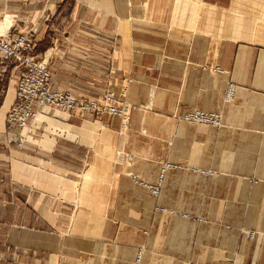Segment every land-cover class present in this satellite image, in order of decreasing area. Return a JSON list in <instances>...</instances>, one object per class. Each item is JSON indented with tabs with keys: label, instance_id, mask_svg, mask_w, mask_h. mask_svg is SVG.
<instances>
[{
	"label": "crops",
	"instance_id": "1",
	"mask_svg": "<svg viewBox=\"0 0 264 264\" xmlns=\"http://www.w3.org/2000/svg\"><path fill=\"white\" fill-rule=\"evenodd\" d=\"M25 32L54 88L111 90L131 115L35 107L29 129L10 127L9 88L0 264H137L140 249L139 264H264L262 237L229 228L264 200V0H0V37ZM194 109L222 126L180 118ZM165 161L184 165L156 198L133 176L155 182Z\"/></svg>",
	"mask_w": 264,
	"mask_h": 264
},
{
	"label": "built area",
	"instance_id": "2",
	"mask_svg": "<svg viewBox=\"0 0 264 264\" xmlns=\"http://www.w3.org/2000/svg\"><path fill=\"white\" fill-rule=\"evenodd\" d=\"M37 43L29 33L7 34L0 37V82H4L8 70L11 68L18 73L16 95L13 104L7 113V123L10 127L29 129L37 116L35 107H50L71 115L75 112L95 113L97 115L119 116L127 122L131 115V106L125 99L118 97L113 91L107 90L100 100H91L79 97L69 92L52 89V76L45 62L36 59ZM236 85L229 83L226 98H234ZM183 121L192 124L208 125L220 128L223 116L220 112H209L194 109L180 117ZM25 136L12 133L8 142H14L18 147L24 145ZM182 165L165 161L160 165L155 182H149L138 177L134 181L145 187L158 198L172 169H179ZM206 172V171H204ZM254 237V233H250ZM142 249L137 255V264L141 262Z\"/></svg>",
	"mask_w": 264,
	"mask_h": 264
},
{
	"label": "rangeland",
	"instance_id": "3",
	"mask_svg": "<svg viewBox=\"0 0 264 264\" xmlns=\"http://www.w3.org/2000/svg\"><path fill=\"white\" fill-rule=\"evenodd\" d=\"M25 33H29L31 35V32H25ZM25 33H23V34H25ZM37 56L39 58V61H43L47 64V62L44 59H41V57H40L38 45L36 48V57ZM47 66H48V64H47ZM11 68H13V67H11ZM11 68L8 70V73L6 74L4 82H0V102H2L3 97L6 96L9 88H14L15 86L17 88V81L19 79V76H18V73H13L14 71ZM48 69H49V67H48ZM51 76H52V84H51L52 89L55 91H61L59 89L54 88L55 76L53 73H51ZM62 92H64V91H62ZM46 108L52 109V110L60 112L62 114H65L63 111H60L58 109H53L50 107H46ZM65 115H68V114H65ZM179 164H181L182 167L184 165L181 162ZM134 177H138V176L134 175L133 179H134ZM138 178H140V177H138ZM260 194L262 197H264V191H261ZM241 208L242 209H239L237 211V213L238 212L241 213L239 215H241L243 217V220H241L239 222H230L229 228L237 229L245 237V240H247L246 238L254 239L256 236L259 235V237H262V239L264 241V200L262 201V203L260 205L253 204V205L243 206ZM157 209L162 210V208H160V207H157ZM250 233H254V237H251Z\"/></svg>",
	"mask_w": 264,
	"mask_h": 264
}]
</instances>
